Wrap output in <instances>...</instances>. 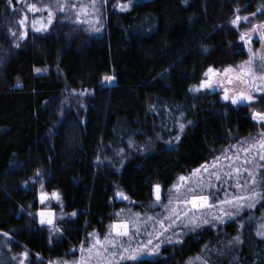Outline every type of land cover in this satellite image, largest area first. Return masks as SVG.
Segmentation results:
<instances>
[{"label": "trees", "instance_id": "trees-1", "mask_svg": "<svg viewBox=\"0 0 264 264\" xmlns=\"http://www.w3.org/2000/svg\"><path fill=\"white\" fill-rule=\"evenodd\" d=\"M97 1L91 26L58 0H0V251L10 260L74 261L90 232L121 220L115 191L128 194V213L149 212L155 183L166 190L263 131L250 112L264 111V94L234 107L195 85L248 57L241 30L264 21V0ZM258 182L252 211L172 230L135 264H264V166ZM39 190L60 194L55 234L36 216Z\"/></svg>", "mask_w": 264, "mask_h": 264}, {"label": "rangeland", "instance_id": "rangeland-1", "mask_svg": "<svg viewBox=\"0 0 264 264\" xmlns=\"http://www.w3.org/2000/svg\"><path fill=\"white\" fill-rule=\"evenodd\" d=\"M40 2H44V0H40ZM58 2L57 9L61 10L62 8L63 13L74 15L79 23L84 22L89 25L91 23L92 26V24H97V20L100 18L98 12L100 1L58 0ZM46 6V9L41 11L46 17L38 16L36 19L35 26L38 28L46 27L50 20L48 14L51 5L47 4ZM242 19L243 17L240 20ZM262 25H264V21H253L248 28L241 30V34H245L244 44L248 51V57L245 60L238 62L237 65L228 66L225 68L229 69L227 72L224 71L225 69L209 68L212 69L211 72L207 69L205 71L207 75L203 74V79L195 85L196 89L205 93L218 94L223 101L234 107L249 105L258 95L264 94V79H261L264 76V59H262L264 57V39H261L264 27H261ZM254 27L255 31H253ZM249 60L252 61L251 64L246 63ZM241 66L245 71H241ZM248 69H251L250 73L247 71ZM202 82H206L210 86L201 87ZM105 83L114 84L115 81L112 77L110 80L104 78ZM241 92L251 97V100L232 104L231 99H224L226 93L232 98ZM253 113H264V111L250 112L251 119H253ZM253 120L256 121L260 129L263 128V131L256 133L251 138V142L243 141L240 144L236 143L226 147L193 172L179 176L176 182L166 190L162 188V198L151 204L149 212L128 213L127 210L132 211L133 207L132 202L128 201V194L122 190L115 191V201L118 193L123 192L127 196V200L124 202L125 206L120 209L124 212L120 213L121 220L111 221L104 234L96 231L90 232L87 245L84 246L82 243L79 246L78 257L73 259L74 261H65L64 264H82V262L84 264H135L137 261L157 256L161 246L167 242V237H173L172 230H175L174 234L177 235L182 227L191 229L208 223L223 225L241 212L252 211L260 197L258 181H260V172L264 166V160L260 158L264 155V148L260 147V141L264 140V136L261 135L264 133V123L258 119ZM181 177L185 179L181 180ZM54 192L45 190L37 192V198L43 193L49 195L50 198L43 205L38 203L40 208L36 212L40 225L50 228L53 234L60 229L55 224L58 219L64 218L63 214H65L55 209L56 205H60V194L56 191L58 198L53 199L51 194ZM200 197L207 199L201 200ZM194 200L195 203H193ZM225 201H231V203H225ZM259 219L260 224L264 225L263 214L259 216ZM42 220L44 223H41ZM49 220L52 221L51 224L48 223ZM116 224H127L128 235L117 236L116 229L112 227ZM262 230L264 231V228ZM106 237L116 246L106 244L105 247L108 250L104 251L100 245L96 244V241L100 240L103 243ZM98 252L101 255H97ZM130 255L137 256V259H128L127 257ZM19 256L18 259L15 257L10 260L5 253L0 251V264H61L57 261V263L47 261L44 263L41 257L28 262L24 253ZM121 256L124 259H121Z\"/></svg>", "mask_w": 264, "mask_h": 264}, {"label": "snow or ice", "instance_id": "snow-or-ice-1", "mask_svg": "<svg viewBox=\"0 0 264 264\" xmlns=\"http://www.w3.org/2000/svg\"><path fill=\"white\" fill-rule=\"evenodd\" d=\"M8 3L11 4L12 3V0H8ZM27 7H28V10L29 11H39L40 10V9H38L36 7L35 4L27 5ZM121 8H122V10L123 9H126L127 8V5H122ZM61 10H62V8H61ZM49 15L51 16V13H49ZM240 19H241V17L237 16L235 20L231 21V23L237 24ZM243 19L247 20V17H245ZM22 23H23V21H22ZM261 27H264V25H262ZM36 30L39 31L40 29H36ZM253 31H255V27L253 28ZM240 39L241 40H245V34H241ZM261 39H264V34L261 35ZM262 59H264V57H262ZM246 63L247 64H251L252 61L249 60ZM37 71H39V69H37ZM211 71H212V69H209V72H211ZM224 71L227 72V71H229V69H225ZM241 71L242 72L245 71V69L243 68V66H241ZM247 71L250 73L251 72V69H248ZM205 75H207V73H205ZM105 79L106 80H110L111 77H105ZM261 79H264V76H262ZM205 86H210V85H208L206 82H202L201 87H205ZM196 90H199V89H196ZM224 99L225 100L231 99V103L232 104H237V103H242L244 100H249L250 101L251 100V97L246 96L243 92H241L237 96L230 98L227 95V93H226L225 96H224ZM252 118L253 119H258L260 122L264 123V113H253ZM181 130H183V125H181ZM261 135L264 136V133H262ZM260 147L261 148H264V140L260 141ZM260 158L262 160H264V155H262ZM217 159H219V158H217ZM196 171H199V170H196ZM249 175H252V174L249 173ZM180 179L181 180H184L185 178L184 177H181ZM253 183H255V180H253ZM118 195H121L122 196L123 194L122 193H118ZM53 196H56L58 198V194H56V193H53ZM157 199H159V196H157ZM199 199L206 200L207 198L206 197H200ZM238 199H242V198H238ZM41 202H43V200ZM193 203H195V200L193 201ZM225 203H231V201H225ZM41 215H43V213H41ZM41 223H44V221L42 220ZM48 223L51 224L52 221L49 220ZM112 227L114 229H116V235L117 236H127L128 235V230H127L128 225L127 224H116V225H113ZM261 228H264V225H261ZM258 234L264 235V233H258ZM5 235H7V234H5ZM149 243H151V241H149ZM96 244L100 245L104 249V251H107L108 250L107 247H105L106 244H111L113 247L116 246L115 243L113 241H111V240H108L107 237L105 238V241L103 243L100 240H97L96 241ZM97 255H101V253L98 252ZM127 258L128 259H131V260H136L137 259V256L130 255ZM121 259H124V257L121 256ZM82 264H84V262H82Z\"/></svg>", "mask_w": 264, "mask_h": 264}, {"label": "water", "instance_id": "water-1", "mask_svg": "<svg viewBox=\"0 0 264 264\" xmlns=\"http://www.w3.org/2000/svg\"><path fill=\"white\" fill-rule=\"evenodd\" d=\"M20 87V86H19ZM162 185L161 184H159V183H155L154 184V186H153V188H152V190H153V193H152V196H153V200L155 201H158V200H160L161 198H162ZM54 193H56L57 194V192L55 191ZM123 195L121 196V195H118V194H116V202L117 203H121V202H125L126 200H127V196L125 195V193H123V192H121ZM52 195V198L54 199V198H56V196H53V193L51 194ZM157 196H159V199H157ZM126 197V198H125ZM50 198V196L49 195H47V194H45V193H43V195L42 194H40L39 196H38V198H37V200H38V203L40 204V205H43V203H45L48 199ZM43 200V202H41Z\"/></svg>", "mask_w": 264, "mask_h": 264}, {"label": "flooded vegetation", "instance_id": "flooded-vegetation-1", "mask_svg": "<svg viewBox=\"0 0 264 264\" xmlns=\"http://www.w3.org/2000/svg\"><path fill=\"white\" fill-rule=\"evenodd\" d=\"M48 192V191H47Z\"/></svg>", "mask_w": 264, "mask_h": 264}]
</instances>
